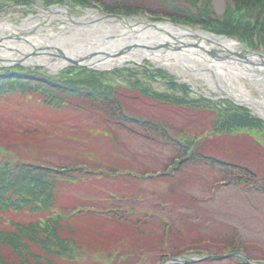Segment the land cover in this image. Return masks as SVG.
<instances>
[{"label":"rangeland","instance_id":"rangeland-1","mask_svg":"<svg viewBox=\"0 0 264 264\" xmlns=\"http://www.w3.org/2000/svg\"><path fill=\"white\" fill-rule=\"evenodd\" d=\"M3 3L5 5L4 9L0 10V23L14 26L21 36L29 38L33 31L38 34H61L64 38H68L65 46L71 48L74 45L72 36L76 29L69 28L68 23L60 18L50 17L47 20L41 13L42 8L51 10L63 8L68 4L52 2L42 6L38 0H32L29 2L31 5L26 4L20 9V6L9 4L7 0H0V4ZM210 5L212 11L220 16L227 9L228 0H210ZM71 9L77 11H70L74 18L82 17L88 12L99 13L95 6L82 10L79 7L74 9L71 7ZM148 18L150 17L147 15L129 17L130 21L137 23H149L151 19ZM24 22L41 25L33 30H20ZM106 22L102 21V23ZM196 28L201 27L196 26ZM80 33L83 37L88 36L82 31L75 35L80 36ZM5 34L9 35V32ZM203 65L187 70L182 65H170L167 62L141 58L140 61L129 60L108 70L100 71L95 67L87 69L103 72L118 83L123 82L122 77L128 75L130 70H140L135 73L134 79H139L143 85L149 86L156 92H171L172 90L165 83L169 79L188 90L187 94L190 98L204 96L212 103L201 102L200 106L176 105L159 102L154 97L142 96L136 90H125L127 97L123 102L131 112L164 123L176 138L180 135L188 136L208 155H217L235 163L241 162L249 165L256 173H261L260 170L264 171V161L259 156L258 152L261 148L258 144L264 146V133L256 134L248 130L223 132L222 128L218 131L212 129V120L216 119V114L206 110V106L209 109L224 108L229 106L231 101L236 105H242L244 109L249 108L248 103L241 101L239 96L241 91H248L263 105L258 109L261 110L260 112L249 109L264 121V81L242 75L233 76L228 73H231L232 69L228 70L226 67H223L222 75L214 74L207 71ZM11 66L30 68L22 64ZM79 68L84 67L68 65L57 71L50 68L43 70L52 76L67 75L74 79L79 74L77 70ZM116 69L120 70L121 74H114ZM144 69L164 70L168 78L159 79L157 75L143 76ZM227 79L232 89L229 92L231 95L225 93L226 85L221 84ZM164 85L167 88L162 91ZM175 93L181 94V91L177 90ZM134 94L139 96L132 98ZM25 99L28 100L27 103H24ZM25 99L24 101L22 99L23 103L20 99H12V102L8 103L10 105L0 103V145L10 148L14 154L11 156L0 152L3 155L0 159L4 156L9 160L21 158L51 166L74 163L84 167L88 165L95 170L99 167L114 170L116 165L127 166L126 160L129 159L128 171L120 173L121 176L118 175L120 177L116 179V183L113 178L107 181L111 183V187L120 188L121 191L114 194L111 199L108 198V193L107 195L101 190L93 191L96 186L93 190L88 189L91 184L85 181L81 185L66 186L60 190V198L54 205L56 210H70L71 202L87 206L99 204L102 208L116 205L117 208L125 209L119 211L121 216L115 219L112 218V212L106 220L102 215L75 217L72 223L75 239L85 248L81 249L85 256L81 255L83 260L60 258L57 264H153L152 257L163 252V249H182V252L186 251L195 256L197 253H192L191 250L195 252L199 249L217 248L213 244L228 241V237L225 239L224 236L227 234H233L230 240L244 249V254L249 260L264 261L263 191L247 190L249 187L244 184L233 185L229 182L230 176L223 178L215 168L204 165L190 163L175 169V166L171 167L170 164H174L172 160L176 157V150L170 145L163 144L158 138H149L103 123L94 112L95 108L90 105H84L85 107L82 105L81 108L77 106L74 113L72 108L68 109L69 107L59 111L43 106L38 98ZM206 99L204 100L208 101ZM11 108L19 113L10 115L7 110ZM112 164L115 165L114 168L109 167ZM129 172L133 178L127 176ZM139 172L142 177H137ZM158 172L166 174L158 175L156 174ZM146 174L153 176L144 179ZM90 179L98 185L97 187H101L99 178L93 176ZM99 196L102 198L99 199ZM79 197L82 202L78 200ZM131 197L133 198L130 199ZM161 201L163 203H160ZM10 217L20 221L36 218L25 213L0 216V226H5L6 223L10 226L7 222ZM142 220H145L143 225ZM170 221L173 222V226L168 230L171 237L167 241L164 240L162 229L164 224ZM120 253L129 254L124 259H120L118 257ZM142 257L146 258L141 259ZM210 264H232V262L226 260Z\"/></svg>","mask_w":264,"mask_h":264},{"label":"trees","instance_id":"trees-1","mask_svg":"<svg viewBox=\"0 0 264 264\" xmlns=\"http://www.w3.org/2000/svg\"><path fill=\"white\" fill-rule=\"evenodd\" d=\"M31 1L7 0L10 2L9 4H29ZM40 1L43 4L52 2L69 4L71 7L75 5L89 6L97 3L107 12H120L125 15L148 11L154 17L162 15L175 22H183L200 26L215 33L235 36L247 46L264 51V0H228L227 9L220 16L212 11L209 0ZM4 5V3L0 4V10ZM77 70L79 74L73 79L67 75L51 76L40 68H23L21 66L2 68L0 69V103L4 102L10 105L8 103H11L12 99H20L23 103L25 98H38L43 106L59 109V111L66 110L68 107V109L74 110L77 106L81 108L82 105H90L95 108L94 112L97 113L99 121L149 138H159L170 145L180 156L176 161L178 166L187 162L214 166L223 173L232 175V179L237 182L243 180L242 182L250 188L264 191L263 170H260L261 173H256L255 170L245 164L216 158L197 148L191 150L190 148L195 144L188 136L180 135L176 138L164 123L131 112L124 104V99L127 97L125 90H136L140 95L154 97L159 102L200 106L199 100L187 97L188 90L186 91L185 88L167 79L165 83L172 91L168 94L156 92L149 86L143 85L139 79H134L135 73L140 72V70H130L128 75L122 77L123 83L116 82L103 72L87 68ZM142 73L143 76L153 77L157 75L161 79L168 78V75L161 70L150 72L144 69ZM114 74H121V72L117 69ZM177 90L181 91V96L175 94ZM137 96L139 95L134 94L132 98ZM27 102L28 100L25 99L24 103ZM206 110L216 114V119L212 120V129L215 128L217 131L222 128L223 132L248 130L256 134L264 133V121L242 107L229 103L226 108L213 107L209 109L207 107ZM7 112L10 115L19 113L12 108ZM1 133L4 135L3 132ZM0 152L6 155H14L10 148L4 145H0ZM0 156L3 155L0 154ZM25 156L29 157V155ZM126 164L127 166H115L113 164L109 166L110 168L115 166L114 170H105L102 167L95 170L90 166L86 168L74 163L51 166L21 158L9 160L5 156L2 157L0 159V213L5 216L25 213L36 218L29 221H18L10 217L9 222L12 226L0 229V264H57L60 258L83 260L81 255L84 254H82L81 249L85 248L75 239V230L72 227L73 219L79 216L93 215L92 213L97 212V209L103 211V208H99V204H94L93 209L87 210L85 213L83 209L86 208L84 206H77L75 202H71L70 210H55L54 205L60 198V190L66 186L81 185L85 181L91 184L88 189L93 190L96 186L93 191L101 190V192L108 193V198L111 199L114 194L121 191L120 188L111 187V183L109 184L107 181L113 178L116 183V179L121 176L120 173L128 171L129 159L126 160ZM165 174V172L158 173V175ZM93 176L99 178L100 188L90 179ZM127 176L132 177L130 172L127 173ZM137 177H142L140 172ZM148 177L145 175V178ZM79 198L78 200L82 202L81 197ZM101 198L99 196V199ZM112 207L115 206L112 205ZM75 211L81 213L76 216ZM231 235L233 236V234ZM231 235H224L225 239L228 237V241L218 242L217 245L213 244L217 248L212 250L217 253L240 250L241 246L230 240ZM212 240L214 241V239ZM206 242L204 241V243ZM212 250L210 249V251ZM164 251L165 249H163ZM204 251L208 252V249H204ZM190 252L200 254L202 250L195 252L191 250ZM169 253L174 255L173 252ZM128 254L120 253L118 257L124 259ZM163 256L159 254V256L152 258L154 261L156 259L159 261ZM226 260H230L232 264H244L239 257H230ZM210 263L211 261L206 260L194 264Z\"/></svg>","mask_w":264,"mask_h":264},{"label":"bare ground","instance_id":"bare-ground-1","mask_svg":"<svg viewBox=\"0 0 264 264\" xmlns=\"http://www.w3.org/2000/svg\"><path fill=\"white\" fill-rule=\"evenodd\" d=\"M42 11V15H44L47 20H49L50 17H54L67 22L69 28L76 29L77 32L73 31L74 35L82 31L86 32L85 35L88 34V36L83 37L80 33V36L75 35V37H73L74 35L72 34L75 45L69 48V46H65L68 38H64L61 34H38L33 31V34L29 38L22 37L21 39L19 36L20 39H16L17 37L9 39L7 38L9 35H6L5 32L8 31L9 34H11V32L16 31L17 28L6 23H0V58L3 59V63L6 62L5 60L12 61L14 59H22L26 54L30 53V51H37L45 44H50L55 48L52 53L54 57H51L49 54L40 53L36 56L25 58L24 62L27 64L43 63L54 70L60 69L68 64L66 60L57 57V53L60 51L59 49H61V51L70 58L82 60V63L97 68L108 69L112 66L122 64L125 61H139L144 56L152 57L153 55H162L166 50H159L157 46L164 42H168L170 44L169 46L175 47L177 44H188L190 39H192V41L197 39L199 42L197 47L199 48L203 46L202 44H204V41L210 39L222 45V48L232 49L236 45L234 40L218 38L199 30L190 31L186 28L174 26L166 22L153 25L145 22L137 24L134 22L131 23L129 20H115L112 17H105L96 12H88L82 17L74 18L68 16L65 8ZM104 20L107 21V24L102 23ZM40 25L33 22H24L19 29L33 30ZM111 28H113V31L108 32ZM130 29L134 31L132 32ZM189 34L190 36H188ZM198 48L194 49L200 51ZM120 49L126 50L120 55L113 56V54L117 53ZM183 50L184 51L181 52L166 51L164 57H155L151 59L153 61L167 62L170 65H182L183 68L187 70H191L192 67L198 68L196 66L202 67L201 63L198 62L196 56L193 54L192 48H183ZM252 60L257 63L259 59L257 56H253ZM224 62H231V60L227 59ZM232 62L235 63L234 61ZM210 63L211 62H205L203 67L209 72L222 75V70L224 68ZM226 65L227 69L229 68L228 70L232 69L230 74L233 76L242 75L251 79L256 78L264 81V67L254 68L252 66H242L243 68L238 69L237 64L226 63ZM259 73L263 74V77L260 76ZM221 84L226 85L224 87L227 88L228 92L232 90L230 89L231 86H229L230 83L228 79L227 81H222ZM239 96L240 99L244 100L248 105L255 107L257 110L261 109V106H263L261 102L256 97L251 96L248 91H241ZM246 96L248 97L246 98Z\"/></svg>","mask_w":264,"mask_h":264},{"label":"water","instance_id":"water-1","mask_svg":"<svg viewBox=\"0 0 264 264\" xmlns=\"http://www.w3.org/2000/svg\"><path fill=\"white\" fill-rule=\"evenodd\" d=\"M117 17H120V16L117 15ZM204 42H206L207 44L206 45L202 44L203 46H201L199 48L197 47V44L199 45V42L197 41V39H195L194 42H191L188 44H183V45L177 44V46H175V47L169 46L170 44L168 42H164L162 44H159L157 46V48L159 50L162 49V50H166V51H180V50H183V48L186 49V47L198 48V50H200V52L203 53L202 56L208 58V61L211 63H214V64H216L217 62H224L225 60L229 59L231 61H234L236 64H239L242 66H252L254 68L264 67V54L260 53V52H255V51L249 50L244 45H242L241 49L231 50V49H227V48H222L220 45L215 44L214 42L210 41L209 39H207ZM139 46H141V45H139ZM124 50H126V49H124ZM124 50L120 49L117 53L113 54V56L121 54ZM33 54H35V52H32L30 55H33ZM253 56H257V58L259 59L257 63L252 60ZM57 57L61 58V59H65L66 61H68V63L76 65V66L91 67V65H87L85 63H82V60H78V59H74V58H70V57L66 56L61 50L57 53ZM88 57H93V56H88ZM20 62L21 61H18V63H20ZM4 65H7V64H0V66H4ZM229 255H231V254H226V255H221V256H206L205 258L214 257V258L219 259V258H223V257L229 256ZM240 255L243 258H245L242 254H240ZM173 261L188 262V260H184V259L183 260L175 259ZM246 263L247 264H255V263H251L247 260H246ZM161 264H165V262H162Z\"/></svg>","mask_w":264,"mask_h":264}]
</instances>
